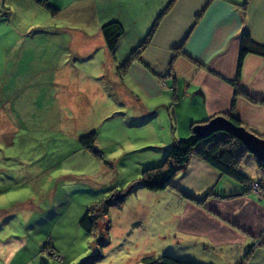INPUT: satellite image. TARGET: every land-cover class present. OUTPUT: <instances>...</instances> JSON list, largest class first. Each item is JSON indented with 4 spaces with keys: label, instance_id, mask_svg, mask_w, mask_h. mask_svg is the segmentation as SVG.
Returning a JSON list of instances; mask_svg holds the SVG:
<instances>
[{
    "label": "rangeland",
    "instance_id": "obj_1",
    "mask_svg": "<svg viewBox=\"0 0 264 264\" xmlns=\"http://www.w3.org/2000/svg\"><path fill=\"white\" fill-rule=\"evenodd\" d=\"M29 8L22 1L0 0V28L4 26L0 33V237H4L0 240L9 247L16 243L9 237L23 233L28 241V248L14 253L9 264H145V259L174 255L166 250L173 237L159 233L163 221L140 205L145 202L135 190L121 208L123 202L94 203L129 186L135 178L127 184L121 180L133 176L131 165L157 164L140 161L158 158L161 147L179 138L176 131L164 116L150 117L137 129L118 115L120 109L112 113L117 106L104 76L109 67L98 59L102 53L72 49L68 42L74 29L64 34L55 27L64 16L53 21L44 10L23 13ZM43 20L52 27V46L36 40L41 34L35 27ZM78 50L85 52L82 60ZM37 51L41 53L35 58ZM90 55L93 58L87 60ZM64 67L66 74L74 72V81L55 83L56 70ZM91 130L96 131L92 149L83 148L78 137ZM263 179L251 180L249 191L261 194ZM211 184L218 188L224 179ZM204 189L205 185L197 193ZM177 192L196 205L204 198ZM207 194L224 197L212 190ZM85 210L95 217L91 234L78 223ZM187 252L189 257L180 258L206 260Z\"/></svg>",
    "mask_w": 264,
    "mask_h": 264
},
{
    "label": "crops",
    "instance_id": "obj_2",
    "mask_svg": "<svg viewBox=\"0 0 264 264\" xmlns=\"http://www.w3.org/2000/svg\"><path fill=\"white\" fill-rule=\"evenodd\" d=\"M17 1L30 7L23 13H30V9L49 13L34 0ZM168 1L51 0L58 8L55 14H51V19L55 21V18L65 17L63 22H55V27L64 34H69L70 28L74 29L68 42H71L72 49H95L98 56L102 53L98 59L103 67H109L104 76L117 106L112 113L120 109L118 115L137 129L150 117L161 119L164 116L168 126L176 131L178 139H184L183 135L190 134L192 122L203 123L230 110L234 98V86L230 81L236 77L242 34L247 33L255 43L264 44V0H175L160 19L138 60L133 61L124 74H120L117 63L126 59L144 38ZM112 19L119 20L124 27L113 56L108 53L99 31L102 23ZM35 29L41 34L36 40L52 46V27H48L43 20ZM3 32L4 26L0 28V33ZM17 34L20 41L22 32ZM40 53L37 51L35 58ZM75 53L80 58L85 57V52L78 50ZM92 58V55L86 56L87 60ZM66 68L56 70L55 83L74 81V72L69 70L66 74ZM67 78L72 81L68 82ZM238 83L249 98L264 99L263 55L248 53L244 56ZM172 98L176 100L170 109ZM185 101L189 104L187 110L184 109ZM235 106L240 123L264 138V104L238 95ZM161 127L164 129L163 125ZM171 143L161 147L158 158L140 162H145L146 166L160 163ZM253 156L248 152L240 163V169L250 179L258 181L264 177V166H259ZM2 158L0 154V162ZM131 167L135 170L134 174L121 180L124 184L136 179L143 169L137 165ZM221 178L224 184L215 188V184L211 183ZM262 183L261 194L251 192L249 188L246 191V185L222 174L201 158L191 156L174 177V187L157 192L137 187L135 192L143 197L140 201L145 202L140 205H146L147 210L154 211L155 216L163 221L158 225L159 233L173 237L170 239L172 245L166 250L174 256L189 257L187 250H192L196 257L206 259L200 263L236 264L243 261L252 248L244 264H264V179ZM204 185L205 189L197 193ZM178 189L204 198L197 205L193 204L192 200L180 197ZM211 190L224 197L208 195ZM157 197L160 200H153ZM20 234L9 237L16 241L9 247H3L0 240L2 263H11L14 253L28 248L26 236Z\"/></svg>",
    "mask_w": 264,
    "mask_h": 264
},
{
    "label": "trees",
    "instance_id": "obj_3",
    "mask_svg": "<svg viewBox=\"0 0 264 264\" xmlns=\"http://www.w3.org/2000/svg\"><path fill=\"white\" fill-rule=\"evenodd\" d=\"M34 1L39 5H42L51 14H55L58 11L57 6H55L51 2V0ZM174 1L175 0H169L167 2L164 8L154 19L144 38L130 51L127 58L119 65L118 71L120 74H124L127 70V67L133 61L138 60L142 50L149 44L160 19L172 6ZM99 31L104 39L105 47L108 53L113 56L117 42L121 35L124 33V27L122 23L116 19L108 20L100 25ZM248 53L260 54L264 56V44L255 43L251 40L250 36L247 33H243L238 52L236 77L230 81L232 86H234V98L230 110L227 113L223 114L226 118L238 125L242 124L236 117V96L243 95L250 100L261 102L264 104V99L254 100L252 98H249L244 90L241 89L238 83L240 67L243 62L244 56ZM200 123L202 122H192L190 124V134L188 137L184 139H174L160 163L143 168L140 172L139 178L137 180H132L127 188L117 191L115 195L110 199L105 200L104 198H99V201H96L94 205L97 206L99 203L102 204V202L104 206L122 203L124 198L137 187H141L154 192L162 191L169 187H174V177L188 162L191 156H197L201 158L207 164H209L211 167L215 168L222 174L248 186L249 182L252 179H250V177L244 174L240 169V163L248 154V150L246 149V147L241 143L239 139L235 138L226 131L219 130L211 132L205 137H198L195 131V127ZM249 130L255 133L254 130ZM95 136L96 131L91 130L85 134L80 135L78 137V142L83 146V148L85 147L87 149H92ZM253 157L259 166H264V162L257 160L255 156ZM245 189L247 191L248 187H246ZM180 192L183 191L180 190ZM183 194L186 197L188 196V194H186L185 192H183ZM78 223L80 227L89 234H91L92 231L96 228L95 217L91 216L88 210H85L84 213L79 217ZM251 250L252 248L247 251L243 258V261L236 264H244ZM145 261V264H205L187 258L175 257L172 254H163L157 259H145Z\"/></svg>",
    "mask_w": 264,
    "mask_h": 264
},
{
    "label": "water",
    "instance_id": "obj_4",
    "mask_svg": "<svg viewBox=\"0 0 264 264\" xmlns=\"http://www.w3.org/2000/svg\"><path fill=\"white\" fill-rule=\"evenodd\" d=\"M219 130L226 131L239 139L249 153L253 154L257 160L264 162V138L243 125L233 123L224 115H216L195 127L198 137H205Z\"/></svg>",
    "mask_w": 264,
    "mask_h": 264
}]
</instances>
